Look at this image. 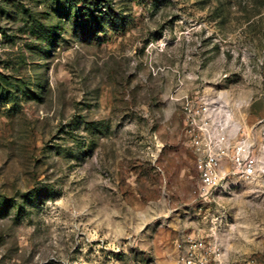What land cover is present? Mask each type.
Masks as SVG:
<instances>
[{"label": "rangeland", "instance_id": "rangeland-1", "mask_svg": "<svg viewBox=\"0 0 264 264\" xmlns=\"http://www.w3.org/2000/svg\"><path fill=\"white\" fill-rule=\"evenodd\" d=\"M81 1L0 0V264H264V0H94L112 22L57 30ZM207 105L259 166L203 199Z\"/></svg>", "mask_w": 264, "mask_h": 264}, {"label": "built area", "instance_id": "built-area-1", "mask_svg": "<svg viewBox=\"0 0 264 264\" xmlns=\"http://www.w3.org/2000/svg\"><path fill=\"white\" fill-rule=\"evenodd\" d=\"M214 114L208 105L184 108L185 141L193 152L198 195L203 199L224 194L237 181L255 177L259 166L253 144L238 137L244 131L233 121L231 112Z\"/></svg>", "mask_w": 264, "mask_h": 264}, {"label": "trees", "instance_id": "trees-1", "mask_svg": "<svg viewBox=\"0 0 264 264\" xmlns=\"http://www.w3.org/2000/svg\"><path fill=\"white\" fill-rule=\"evenodd\" d=\"M67 3H71V0H68ZM80 3L84 4V2L81 1L75 5L73 4V7L71 6L69 9L71 15L69 14L66 16V22H61L63 24H60L61 26L57 28V30L64 31V26H68L71 23L74 30L77 31V34L80 36H86L88 32L98 33V30L103 29V27L107 25V22H112V18L109 16L112 13L110 8H106L105 12L102 11L101 16H97L96 12L93 10L95 9L94 6L97 5V3L96 5H93L94 0H91L87 6H82ZM116 22L118 23L119 21ZM100 33H103V31H100ZM49 35V32L45 35L48 40L51 38ZM54 35L57 36V34Z\"/></svg>", "mask_w": 264, "mask_h": 264}]
</instances>
